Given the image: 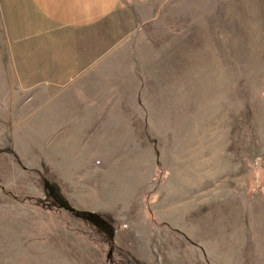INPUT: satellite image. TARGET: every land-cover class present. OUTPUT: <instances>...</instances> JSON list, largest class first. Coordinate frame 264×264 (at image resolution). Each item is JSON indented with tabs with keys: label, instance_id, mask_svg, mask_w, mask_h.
Segmentation results:
<instances>
[{
	"label": "rangeland",
	"instance_id": "374dc122",
	"mask_svg": "<svg viewBox=\"0 0 264 264\" xmlns=\"http://www.w3.org/2000/svg\"><path fill=\"white\" fill-rule=\"evenodd\" d=\"M0 0V264H264V0H120L80 26Z\"/></svg>",
	"mask_w": 264,
	"mask_h": 264
},
{
	"label": "crops",
	"instance_id": "0c3cea01",
	"mask_svg": "<svg viewBox=\"0 0 264 264\" xmlns=\"http://www.w3.org/2000/svg\"><path fill=\"white\" fill-rule=\"evenodd\" d=\"M32 20L58 22L77 27L115 14L120 0H24ZM24 3V2H23ZM24 3V4H25Z\"/></svg>",
	"mask_w": 264,
	"mask_h": 264
}]
</instances>
